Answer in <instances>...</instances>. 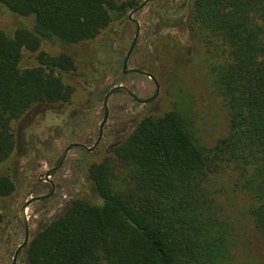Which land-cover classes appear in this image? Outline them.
<instances>
[{
  "label": "trees",
  "instance_id": "16d2710c",
  "mask_svg": "<svg viewBox=\"0 0 264 264\" xmlns=\"http://www.w3.org/2000/svg\"><path fill=\"white\" fill-rule=\"evenodd\" d=\"M138 6L0 0L33 22L11 39L0 32V165L15 149L14 122L73 96L63 83L75 71L73 58L39 52L41 42L70 48L92 41ZM168 28L166 21L161 32ZM182 29L193 53L205 52L207 85L226 112V135L203 145L192 97L172 78L171 110L142 118L88 169L100 204L72 201L28 241L27 264H234L239 236L215 187L224 176L229 190L246 198V215L264 243V0H190ZM22 50L37 53L36 67L19 68ZM13 190L1 177L0 197Z\"/></svg>",
  "mask_w": 264,
  "mask_h": 264
},
{
  "label": "rangeland",
  "instance_id": "374dc122",
  "mask_svg": "<svg viewBox=\"0 0 264 264\" xmlns=\"http://www.w3.org/2000/svg\"><path fill=\"white\" fill-rule=\"evenodd\" d=\"M137 1L140 5L144 0ZM189 3L190 0H153L133 15V20L140 25V34L128 68L152 75L159 85V94L146 105L135 103L121 92L110 97L108 120L100 143L91 153L71 150L61 168L50 177L55 185L52 196L26 209L29 240L43 225L63 213L72 201L100 204L88 179V169L102 162L142 118L171 110L172 78L192 97L195 125L203 145L212 147L226 135V112L207 85L205 52L200 49V53H193L182 29ZM131 11L128 9L122 17H117L110 28L92 41L70 48L41 42L39 52L52 57L64 52L73 58L75 71L64 76L63 83L70 85L74 93L68 104L35 107L11 126L16 145L11 156L0 165V178L8 177L14 190L9 196L0 197V264H11L15 251L24 241V230L18 219L20 208L26 201L50 192L46 183L38 181L40 176L56 166L69 145L83 144L91 148L95 144L104 117L102 103L106 93L114 87L125 86L140 100L155 94L154 84L148 78L120 76L122 62L135 35L134 26L128 21ZM166 21L170 28L161 32ZM32 27L31 18H22L0 7V32L7 38H13L18 29L32 30ZM36 55L22 50L19 68L36 67ZM222 179L216 181L215 187L221 190V203L239 236L234 264H264V243L246 215L247 200L229 190L227 176ZM23 250L16 264H27Z\"/></svg>",
  "mask_w": 264,
  "mask_h": 264
},
{
  "label": "water",
  "instance_id": "95a60500",
  "mask_svg": "<svg viewBox=\"0 0 264 264\" xmlns=\"http://www.w3.org/2000/svg\"><path fill=\"white\" fill-rule=\"evenodd\" d=\"M153 0H144L137 8H135L134 10H132L130 12V14L128 15V21L134 26V29H135V35H134V38L131 42V45L129 47V50L123 60V63H122V75L124 76H128V75H141V76H144L146 78H148L153 84H154V87H155V94L149 98V99H146V100H140L139 98H137L132 92H130L125 86H117V87H114L112 88L110 91H108L106 93V95L104 96L103 98V112H104V117H103V121L101 122L100 126H99V131H98V138L95 142V144L89 148V147H86L85 145L83 144H71L69 145L65 150L64 152L62 153L58 163L56 164V166L50 170H48L46 173L42 174L39 178V182H43V183H46L49 188H50V192L47 196H43V197H39V198H32L28 201H26L24 203V205L20 208L19 212H18V219L20 221V223L22 224V227H23V230H24V241L23 243L17 248V250L15 251L14 253V256H13V260H12V263L11 264H16V260H17V257L18 255L20 254V252L26 247V245L28 244V240H29V227H28V223H27V218H26V209L33 203L37 202V201H41V200H44V199H48L52 196L53 192H54V189H55V185L53 184V182L50 180V177L56 172L58 171L62 164H63V161L65 160L67 154L73 150V149H79V150H82L84 152H88V153H91L92 151H94V149L96 148V146L100 143L101 139H102V132H103V128L108 120V115H109V111H108V101L110 99L111 96H113L114 94L116 93H124L130 100L134 101L135 103L139 104V105H146V104H149L151 102H153L158 94H159V85L156 81V79L150 75V74H147V73H144V72H141L139 70H134V69H129L128 68V61L133 53V50L135 48V45L138 41V38H139V34H140V25L137 21L133 20V15L135 13H137L138 11H140L141 9H143L147 4H149L150 2H152Z\"/></svg>",
  "mask_w": 264,
  "mask_h": 264
}]
</instances>
